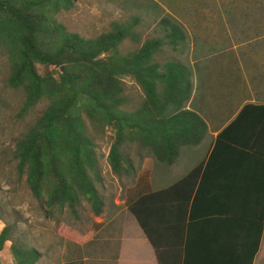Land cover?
Wrapping results in <instances>:
<instances>
[{
  "label": "trees",
  "instance_id": "16d2710c",
  "mask_svg": "<svg viewBox=\"0 0 264 264\" xmlns=\"http://www.w3.org/2000/svg\"><path fill=\"white\" fill-rule=\"evenodd\" d=\"M76 1L0 0V58L7 68L6 86L19 95L18 116L27 125L15 143L13 160L48 216L64 208L75 211L82 199L91 204L94 214L102 212L96 186L100 155L93 129L110 128L114 134L108 163L115 173L129 172L123 154L129 144L158 164L171 165L182 146L197 143L208 130L192 108L194 100L213 97L212 93L217 98L225 95L214 84V92L207 94L205 75L199 70L194 93L190 69L178 58L164 55L165 47L187 48V35L177 23L164 18L162 36L146 38L135 49L124 51L127 38L140 41L132 23L114 22L110 30L87 38L58 20ZM199 56L203 58L195 62L198 69L207 63L205 55ZM39 64L45 68L43 73ZM217 75L220 86H225L221 73ZM124 77H131L143 93L137 106L126 98ZM240 78L236 76L233 88ZM197 174L195 168L160 190L148 185V171L135 179V190L146 187L127 199V209L154 247L153 210L174 204L168 207L169 214L184 210L185 215ZM263 218L264 206L260 224ZM11 231L9 224L0 231V250L11 240ZM10 253L15 264H37L41 256L21 238L11 243Z\"/></svg>",
  "mask_w": 264,
  "mask_h": 264
},
{
  "label": "rangeland",
  "instance_id": "374dc122",
  "mask_svg": "<svg viewBox=\"0 0 264 264\" xmlns=\"http://www.w3.org/2000/svg\"><path fill=\"white\" fill-rule=\"evenodd\" d=\"M164 18L177 23L187 35V48L171 51L165 47L164 55L178 58L191 70L190 79L196 89L199 85L195 62L203 58L199 55H205L207 63L199 70L205 75L207 94L214 92V84L226 93L222 99L239 96L242 100L264 102V0H78L73 8L58 15L66 28L87 38L110 30L114 22L132 23L140 41L138 44L127 38L122 45L124 51L135 49L146 38L162 36ZM37 68L40 73L45 70L40 64ZM6 73L2 57L0 231L6 224L12 231L11 240L0 250V264H15L10 245L20 238L40 253L37 264H70L68 261L76 256L75 246L84 243L83 238L90 235L95 214L91 204L82 199L75 211L64 208L46 215L27 187L25 177L17 173L13 150L27 125L18 116L20 97L6 86ZM219 73L225 86H220ZM237 75L243 84L239 89L232 87ZM124 83L127 100L137 106L143 97L140 87L131 77H124ZM212 94L213 97L206 95V98H217ZM91 133L100 155V181L96 186L104 210L111 212L115 201L123 204L126 190L142 169L149 166L156 174L161 173V168L154 158L129 144L123 148L125 168L129 172L115 173L108 163L114 134L110 128H96Z\"/></svg>",
  "mask_w": 264,
  "mask_h": 264
},
{
  "label": "crops",
  "instance_id": "0c3cea01",
  "mask_svg": "<svg viewBox=\"0 0 264 264\" xmlns=\"http://www.w3.org/2000/svg\"><path fill=\"white\" fill-rule=\"evenodd\" d=\"M222 97L194 100L208 128L197 143L182 146L171 165L158 164L161 173L146 166L137 175L148 171V185L160 190L198 170L185 215L169 214L174 204L151 211L156 247L127 209V199L146 187L135 190V180L122 205L94 215L90 238L75 246L70 264H264V102Z\"/></svg>",
  "mask_w": 264,
  "mask_h": 264
}]
</instances>
